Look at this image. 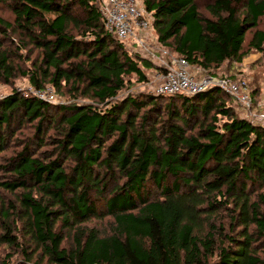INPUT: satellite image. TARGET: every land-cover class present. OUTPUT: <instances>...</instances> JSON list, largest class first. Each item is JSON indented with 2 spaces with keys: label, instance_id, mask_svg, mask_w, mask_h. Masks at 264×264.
Returning <instances> with one entry per match:
<instances>
[{
  "label": "trees",
  "instance_id": "1",
  "mask_svg": "<svg viewBox=\"0 0 264 264\" xmlns=\"http://www.w3.org/2000/svg\"><path fill=\"white\" fill-rule=\"evenodd\" d=\"M139 1L159 43L208 73L264 56V0ZM6 2L0 82L89 101H0V247L22 251L14 264H264V127L216 87L122 95L154 65L106 30L99 0ZM24 50L37 52L26 71ZM105 219L107 232L87 225Z\"/></svg>",
  "mask_w": 264,
  "mask_h": 264
},
{
  "label": "rangeland",
  "instance_id": "2",
  "mask_svg": "<svg viewBox=\"0 0 264 264\" xmlns=\"http://www.w3.org/2000/svg\"><path fill=\"white\" fill-rule=\"evenodd\" d=\"M212 0H198L197 4L201 11H204L206 6L211 3ZM0 15L5 17L7 20L13 21V15L7 5L6 0H0ZM138 38L143 41L144 47H140L138 45L137 40L131 39L125 42V48L129 53L135 55H139L145 59L151 61L154 65V68L150 70H145L147 81L144 83H138L135 78L131 79L130 88L124 92L122 95H127L130 93L133 94H152L154 96L158 95L159 86L162 84V76L167 68V65H171V61L174 58L180 57L176 52L172 51L168 47L162 45L158 41V35L154 29V26L143 33L138 34ZM23 55L29 57L31 60L28 62H21V67L23 66L24 71L32 67V61L36 59L37 52L33 51L28 53L24 50ZM190 74L201 81L202 79L208 76H219L232 79L234 81H244L248 84L249 89L252 93L255 94V109L254 113L261 114L264 112V56L262 54L252 52L243 62L241 66L231 67L229 70H223L219 73H206L201 68L197 66H190ZM51 87V86H47ZM46 87V88H47ZM53 88V87H52ZM34 89V87L30 84L28 78L18 76V78L13 82V84H5L0 82V95L8 96L14 90L18 92L24 93ZM54 89V88H53ZM55 96L57 98L56 102L51 104L56 105H69L71 103H87L89 102L87 99L82 98H74L70 93L65 92H57L54 89ZM237 106V105H236ZM237 112L239 116H243L244 114L241 112L239 107L237 106ZM52 133V132H51ZM26 137L28 134H25ZM23 138V137H22ZM19 144L13 145L12 149L8 152L10 155L11 151L15 152L21 148L22 142H18ZM8 197L9 195L2 193ZM111 219H105L102 221L92 220L87 225L89 227H97L102 232L109 231ZM21 224H19L20 226ZM22 242H26V239L22 237ZM8 257L11 260H8ZM3 260H7L8 262L19 263L22 261V251L16 250V248H9L6 246L0 247V264ZM42 264H50L47 261H44Z\"/></svg>",
  "mask_w": 264,
  "mask_h": 264
},
{
  "label": "built area",
  "instance_id": "3",
  "mask_svg": "<svg viewBox=\"0 0 264 264\" xmlns=\"http://www.w3.org/2000/svg\"><path fill=\"white\" fill-rule=\"evenodd\" d=\"M99 2L106 30L122 42L135 39L140 47H144L143 41L138 38V34L153 27L155 21L153 13L148 12L139 0H99ZM190 66L185 58H174L171 65H167L165 69L158 95L184 94L192 96L216 87L233 98L244 114L242 118L254 125L264 127V112L261 114L254 113L255 100L246 82L219 76H208L198 81L190 74ZM23 94L25 97H36L48 103L57 101L52 87L34 88ZM4 98L5 96L0 95V101Z\"/></svg>",
  "mask_w": 264,
  "mask_h": 264
}]
</instances>
